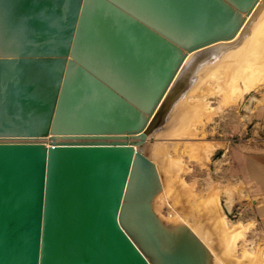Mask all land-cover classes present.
Returning a JSON list of instances; mask_svg holds the SVG:
<instances>
[{
  "label": "water",
  "instance_id": "obj_1",
  "mask_svg": "<svg viewBox=\"0 0 264 264\" xmlns=\"http://www.w3.org/2000/svg\"><path fill=\"white\" fill-rule=\"evenodd\" d=\"M256 1L0 0V264H205L155 219L145 138Z\"/></svg>",
  "mask_w": 264,
  "mask_h": 264
},
{
  "label": "rangeland",
  "instance_id": "obj_2",
  "mask_svg": "<svg viewBox=\"0 0 264 264\" xmlns=\"http://www.w3.org/2000/svg\"><path fill=\"white\" fill-rule=\"evenodd\" d=\"M263 10L264 4L259 5L254 13L249 16V19L246 18L249 29H251V40L249 38L248 47L245 46L242 51L228 59L229 62L222 65L218 64L216 69H211L212 71L215 69L214 72L217 75L209 70L215 63L206 66L196 77V81L190 89V93H194V95L188 93L186 98L180 99L178 103L181 107L175 103L173 109L164 117L162 127L151 134V137L145 142L150 158L154 164H157L160 172V188L151 201V209L160 220L180 221L181 217L187 218L195 227L200 226L202 228L200 230L205 233L210 231L203 229V227L211 225L213 219H217L218 224H223V226L225 224L239 225V223L240 225H249L246 227L248 229H245L243 235L236 241L235 248L229 247L231 245L229 244L227 228L223 229L219 226L220 229H223V233L221 232L219 235L217 233L218 238L214 233L212 234L213 237L210 234L212 232L209 233L210 238H208L209 236L206 238L211 240V244L209 241L208 243L210 247L215 248V251L213 250L215 254L208 247L207 250H211L215 255L214 257L211 253L210 256V258L213 257L211 263L213 259L216 260V263L213 262L214 264H264V223L253 216L252 203H249L244 194L243 184L237 173L242 155L248 149H252L254 145L261 144L263 135L257 127L253 129V122L248 121L247 115L254 107L264 101V79L260 81L261 83L244 92L238 99L232 100V104L230 102L225 104L227 98L226 100L224 98V95L228 96L225 87L230 82V76L227 78L229 82L225 80L226 78L221 79L225 76V71L222 72V69L231 67L233 72L230 68L229 70L226 69V72H231V75L234 72L236 74L243 72L242 66L246 68L248 63L253 62V52L256 53L254 54L255 57L258 55L259 60L256 57L258 65H263L264 54L260 48L264 49L262 46L264 37L261 36H264L261 34L264 33V13H262L261 21L257 19ZM255 19L258 20L256 22L257 27L254 26L256 28L252 30L251 25ZM258 26H260V30H257V28L259 29ZM255 31H259L258 35ZM259 37L262 38L261 42L258 41ZM254 39H256L255 42ZM253 42L254 44H252ZM259 44L261 46H258ZM258 47L260 48L258 49ZM245 52L246 54L250 52V55H245ZM239 56L241 58L246 56L242 59L241 66L240 63H237V61L241 62ZM225 65H229V67ZM262 65L261 68L264 66ZM233 66L240 68L236 70ZM217 68L218 71L221 70L220 72L224 73L223 76L217 72ZM219 79L223 82L226 81L227 85L221 83ZM240 79L241 77L237 80L238 86L242 82ZM181 100L185 101L181 102ZM223 100L225 101L223 102ZM208 147L212 149H208ZM205 153H207L206 156ZM210 203L212 206L218 205H215L217 210H214V214H218V217L216 215L213 216L214 218L211 216L213 218L210 217L211 220L207 213ZM212 208L215 209L214 206ZM222 213H224V219ZM218 220L222 223H219ZM216 221L214 220V222ZM214 222L213 224L218 225L217 222ZM220 236H223L224 239L223 237L222 239L219 238ZM209 253L210 251H208Z\"/></svg>",
  "mask_w": 264,
  "mask_h": 264
},
{
  "label": "bare ground",
  "instance_id": "obj_3",
  "mask_svg": "<svg viewBox=\"0 0 264 264\" xmlns=\"http://www.w3.org/2000/svg\"><path fill=\"white\" fill-rule=\"evenodd\" d=\"M263 4H264V0H257L256 1V3L254 4L253 8L247 14L244 15V19H243V21H242L239 29L236 31V33L234 34L233 37H231L229 39H223V40H219V41L210 43V44H208L206 46H203L201 48L195 49V50H193L191 52H188L186 54V56H185L182 64L180 65L179 69L177 70V72H176V74H175L172 82L170 83L168 89L166 90L164 96L162 97V100L160 101V104L157 106V110L156 111H158L160 108H162V114H161L160 120L147 133V136L145 138V141H146V139L150 138L151 137V134H154L159 127H162L164 117L166 116V114L169 111H171V109H173V106H175V103H178V101H180V99H182V98L184 99V98L187 97L188 93H190L191 87L194 85V82L196 81V77L200 75L201 71H203V69H205L206 66L211 65L212 63H215L214 66L209 69V70H211V69L215 68L216 65H218V64H220V65L225 64L226 62H229L228 59L232 58L236 53L242 51V49H244L245 46H246V48L248 47L247 46L248 45L247 43H250L248 41H249V38L251 36L250 35L251 29H249V25L247 24V22H248L247 20L249 19V16L251 14H253L254 11L259 7V5H263ZM262 13H264V10L261 11V14L257 18L258 20H260L263 17V14ZM247 17H248V19H246ZM258 20L255 19V21L251 25L252 30H253V28L255 29L257 27L256 26V22ZM262 22H263V20H262ZM254 26H256V27H254ZM258 27H259V29L257 28V30H260V26H258ZM258 32H256L257 35H258ZM261 34H264V33L262 32ZM261 36H262V38L264 37L263 35H261ZM259 38H257V39H259ZM262 38H260L258 41L261 42ZM250 40H251V38H250ZM255 40L256 39H254V42H255ZM254 42L252 44H254ZM262 42H263L262 43V46H264L263 45L264 44V39L262 40ZM251 46H253V45H251ZM258 46H261V45L259 44ZM255 47H256V45H255ZM259 48L260 47H258V49ZM260 49L263 50L262 51V54H264L263 53L264 52V49L262 47ZM258 53H259V51H258ZM254 54H256V53L253 52V57H254L253 58V62L250 63V64L248 63V65L245 66L246 68H243V66H242V69H244V70H243V72H240V74H238V72H237V74H236V72H234L231 75L230 74L231 72L230 73H229V71L226 72V69L227 68L223 66L224 68H226L225 70L222 69V72L225 71V76H227V77H225V76H223L224 73L220 72L221 71L220 69H219L220 71H218V68H217V72H220L221 73V76H223V77L220 76L222 80H223V78L224 79L226 78L225 80L228 81L227 78L230 76L229 77L230 78L229 79L230 82L228 81L229 82L228 85L226 84L227 83L226 81H225L226 82L225 83V82H223L222 80L219 79L221 81V83L223 82V84L227 85L225 88L227 89L226 91L228 92V96L223 94L225 100L227 98V101L223 100V102L225 101V104H228L229 102L232 104V100L238 99V97H240L244 92L250 90L256 84L261 83L260 81H262L264 79V71H263L264 70V68H263L264 67L263 66L264 63H263V65L262 64H259L260 65L259 66L258 63H257V61H256V57L258 58V55H256V57H255ZM242 55H243V53H242ZM245 55H250V52H249V54H246V52H245ZM245 57H243V58H245ZM243 58L240 57L239 60H241V62L240 61L239 62L237 61V63H240V66H241V63H242V59ZM246 60H247V58H246ZM257 60H259V58ZM254 61H256V62L254 63ZM263 61H264V57H263ZM261 65L263 66L262 67L263 69L261 68ZM225 66H227V65H225ZM223 67H221V68H223ZM227 67H229V65ZM229 68L231 69V67H229ZM229 68L227 70H229ZM233 68L237 70V68H240V67H236L235 68L233 66ZM214 70L213 71L211 70V71L214 72ZM231 71H232V69H231ZM226 73H228L229 75L228 74L226 75ZM210 74H208V75H210ZM214 74H216V73L214 72ZM239 77H241L240 80L242 81L241 84H240L241 86L240 85L238 86V83H237V80H238ZM200 79H202V78L200 77ZM199 81H201V80H199ZM215 82H216V79H215ZM190 94L191 95H194V93H190ZM195 94H197V93H195ZM225 96H227V97H225ZM184 101L181 100V102H184ZM186 105H188V104L186 103ZM179 106L181 107L180 104H179ZM188 107H189V105H188ZM176 108H178V107H176ZM186 111H188V110H186ZM188 113H189V111H188ZM170 117H171V115H170ZM166 122H167V120H166ZM168 125H170V124H168ZM40 140L44 141L46 144H48L49 141H50V139L48 137L42 138ZM209 148L212 149L211 147H208V149ZM205 152H206V150H205ZM207 152H209V151H207ZM206 154L207 153H205V156H206ZM154 166H155V169H156V172H157V186H156L157 190L156 191H158V189L160 188V179L161 178H160V172H159V169H158L157 164L155 163ZM152 199H153V197H152ZM214 203H216V202L214 201ZM215 205H213L215 207V209H214V208H212L213 207L212 206V203L208 204L209 208H207V209H209V210H208L207 213L209 215V219H210L211 216L213 217L214 215H216V214H214L215 213L214 210L215 211L217 210L216 209L217 208L216 206H218V205H216V206ZM219 209H220V206H219ZM221 211L223 212V210H221ZM152 212H153V210H152ZM153 214L155 216V219H156L157 223L164 230L165 233H167V234H175V235L177 234L178 235V233H180V231L183 230L184 232H181L182 238L184 237L183 239H187V241L190 242V244L193 243V242L198 243L200 249H202L204 251V254H205L204 257H205V261H206L205 264H214L213 263L214 261L216 263V260H214V259H213V262L211 263V260H212L213 257L210 258V256H211V253L213 252V250L215 248L210 247L211 240H208V238H210V236L213 233L218 238V235L222 232V230L225 229V228H227L228 229L227 232H228V237H229V244L231 245L229 247L235 248L236 241L243 235V232L246 229V227L249 226V225H247V226L240 225V223H239V225H226L225 224L224 225L225 227H224L223 224L222 225L221 224H218V222L216 221L217 219H213L214 217L213 218L211 217V219H213L212 220V224H213V222L215 220L218 225H216V224L208 225V226H206L207 229H206V227H203V229L205 228V230H208V231L212 232V233H210V232L207 233V231H206V233H205V232H202V230H200V229H202V228H200V226L195 227V225H193L187 218H182L181 217V220L180 221H176V220H172V219H170V220H168V219L167 220L161 219L160 220V218H158L154 212H153ZM216 216L218 217V214ZM222 217L224 219V213H222ZM210 220H208V221H210ZM219 220H221V219L219 218ZM216 222H214V223H216ZM219 223H222V222L219 221ZM224 223H226V221H224ZM219 226H220V228L223 227V229H220ZM227 232H226V234H227ZM217 233H218V235H217ZM207 236H209V237L206 238ZM223 236H224V234H223ZM223 236H220L219 238L222 239ZM212 237H213V235H212ZM223 239H224V237H223ZM208 241H209L210 244L208 243ZM223 241L225 242V240H223ZM212 243H214L213 240H212ZM207 247L209 249H211L212 252H211V250H207L208 249ZM208 251H210V253H209L210 255L208 254ZM213 253L215 254V252H213ZM214 257H215V255H214Z\"/></svg>",
  "mask_w": 264,
  "mask_h": 264
},
{
  "label": "crops",
  "instance_id": "obj_4",
  "mask_svg": "<svg viewBox=\"0 0 264 264\" xmlns=\"http://www.w3.org/2000/svg\"><path fill=\"white\" fill-rule=\"evenodd\" d=\"M247 116L248 121L253 122V129L257 127L263 136L261 144L254 145L242 155L237 173L243 184V192L252 203L253 216L264 223V101Z\"/></svg>",
  "mask_w": 264,
  "mask_h": 264
}]
</instances>
